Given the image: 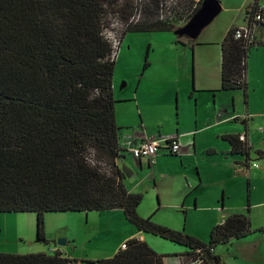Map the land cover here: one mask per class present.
I'll return each mask as SVG.
<instances>
[{"label": "trees", "instance_id": "1", "mask_svg": "<svg viewBox=\"0 0 264 264\" xmlns=\"http://www.w3.org/2000/svg\"><path fill=\"white\" fill-rule=\"evenodd\" d=\"M118 1L0 0V213H35L36 241L47 244L44 213L121 209L137 231L185 247L187 257L194 258L199 250L204 264H222L214 247L254 232L248 208L212 227L204 243L139 216L142 194L125 189L121 172L108 176L92 163L115 165L123 157L112 94L116 62L109 60L111 46L103 35L105 7ZM158 4L153 0V8ZM151 16L127 31L181 28ZM233 32L229 29L221 44V87L245 93L246 60L253 43L235 40ZM147 65L145 61L143 67ZM227 140L234 152L246 154L238 138ZM257 231L264 234V227ZM125 246L91 263L163 264V256L144 241L132 238ZM69 262L58 251L0 253V264Z\"/></svg>", "mask_w": 264, "mask_h": 264}, {"label": "crops", "instance_id": "2", "mask_svg": "<svg viewBox=\"0 0 264 264\" xmlns=\"http://www.w3.org/2000/svg\"><path fill=\"white\" fill-rule=\"evenodd\" d=\"M256 4L264 2L256 0ZM245 23L246 20L244 24L229 25L216 39L196 37L183 43L176 32L173 37L154 36L149 46L152 49L144 55L147 67L121 76L126 84L119 88L117 68L127 70V66L140 65V60L132 61L131 56L127 59L124 34L115 61L112 94L118 145L123 154L119 161L127 159V167L133 172L125 179V187L128 192L142 194L138 215L206 243L204 239L212 227L230 215L245 214L248 208L254 232L220 245L236 241L245 246L242 250L247 260H255V256L263 260L264 234L257 230L264 227V26L251 30L253 44L246 60L245 93L221 87L222 41L229 29ZM241 135L249 143L246 154L234 152L227 140ZM173 138L181 145L179 155L162 153L152 160H138L128 153L130 145ZM91 212L118 222L113 241L93 249V256L70 258L66 247L74 240L68 237L65 248L5 247L0 248V253L49 254V249H55L69 259V264H94L91 262L112 257L132 238L144 241L159 253L157 241L150 237L153 235L137 231L121 209ZM58 237L66 236L57 233L54 241ZM175 245L177 249L171 250L168 258L162 257L163 264H179L187 257L188 249ZM216 250L215 246L214 255L225 264Z\"/></svg>", "mask_w": 264, "mask_h": 264}, {"label": "rangeland", "instance_id": "3", "mask_svg": "<svg viewBox=\"0 0 264 264\" xmlns=\"http://www.w3.org/2000/svg\"><path fill=\"white\" fill-rule=\"evenodd\" d=\"M220 2V13L206 26L202 28L197 36V39H211L219 38L225 33L228 26L244 24L246 20V11L254 5L256 0H218ZM162 2V11L160 6L153 8V0H119L113 7L106 6L105 15V29L112 31L127 29L126 27L136 25L150 19L152 15L154 19L158 20L160 17L168 20L175 26L184 24L192 13L191 0H160ZM264 2V0H261ZM122 9V10H120ZM151 16V17H152ZM183 27V26H182ZM103 30V33H104ZM257 33H259L257 31ZM255 32L257 39L260 37ZM156 35H169L173 37V32H161L154 34L150 32H136L127 31V41L125 43V54L127 59L131 56L132 61L135 59L140 60L139 66H127V70L124 68H115V71L119 75V88L122 84H126L125 79H121V76H125L131 73L130 70H142L145 52L152 47L150 42ZM173 35V36H172ZM158 37V36H157ZM192 38L189 35H183L180 40L184 43ZM196 39V40H197ZM192 41V40H191ZM190 41V42H191ZM127 47L130 49L127 50ZM191 59V54H190ZM248 59L249 55H248ZM123 70V71H122ZM91 160L93 157H90ZM98 166L101 172L108 176L116 177L117 171H119L120 161L117 160L115 165L106 161L92 162ZM122 164L130 166L127 159H122ZM122 184L125 187V178L122 179ZM126 189V187H125ZM89 215L87 221L86 216ZM118 222L113 220L105 214H97V212H47L44 213V229L47 244L36 241V214L33 212H13V213H0V248L14 247L18 249H32L34 246H41L48 248V246L54 247L52 243L56 234H63L64 238L74 240L73 245L69 244L66 249L68 250L70 258H84V256H93V249L102 247L107 242L113 241L114 232L113 229H118ZM157 242L158 255L166 256L171 250L177 249L176 245L168 242L157 236H150ZM195 238V237H194ZM198 239V238H196ZM209 239L205 237L207 243ZM248 240V238H245ZM245 239H242L245 241ZM199 241H202L198 239ZM241 240V241H242ZM203 242V241H202ZM228 245L216 246V252L225 262V264H264V259L257 258L255 260H247L243 254L245 246L243 244H237L236 241L231 242ZM149 246V245H148ZM56 247V246H55ZM58 248V247H57ZM65 248V247H63ZM152 249V248H151ZM156 253V252H155ZM31 254V253H30ZM191 257L183 258L180 262H186ZM171 259V258H169ZM168 261V260H167ZM86 264V263H85Z\"/></svg>", "mask_w": 264, "mask_h": 264}, {"label": "built area", "instance_id": "4", "mask_svg": "<svg viewBox=\"0 0 264 264\" xmlns=\"http://www.w3.org/2000/svg\"><path fill=\"white\" fill-rule=\"evenodd\" d=\"M160 1V0H159ZM192 2V12L199 9L202 0H191ZM160 11H162V2H159ZM248 15L246 16V23L243 26L234 28L233 37L235 40H242L246 44L252 42L251 30L254 27L264 26V5H253L248 10ZM158 21L168 22V20L160 17ZM130 27V26H129ZM128 29V27H126ZM127 29L112 31L109 29L104 30V37L109 42L111 46V52L109 55L110 61H116L119 55L120 46L122 43V38L127 31ZM238 140L248 147L249 143L244 135L238 137ZM181 152V145L179 141L175 138L167 139L162 142H147L140 143L138 145H130L128 147V153L134 159H146L152 160L159 154L166 153L168 155H179ZM125 243L120 246V249H125ZM49 254L56 252L55 249H49ZM203 258L200 251H196L194 258L188 259L186 262H179V264H203Z\"/></svg>", "mask_w": 264, "mask_h": 264}, {"label": "water", "instance_id": "5", "mask_svg": "<svg viewBox=\"0 0 264 264\" xmlns=\"http://www.w3.org/2000/svg\"><path fill=\"white\" fill-rule=\"evenodd\" d=\"M221 11L220 2L218 0H202L199 9L191 17V19L176 31L179 36L189 35L196 38L202 28L208 25ZM119 171L124 175L125 179L130 178L133 172L120 161ZM66 238L58 237L53 244L58 248L66 246Z\"/></svg>", "mask_w": 264, "mask_h": 264}]
</instances>
